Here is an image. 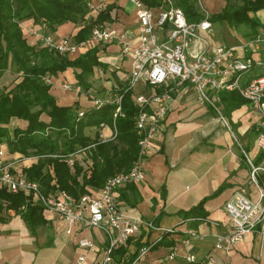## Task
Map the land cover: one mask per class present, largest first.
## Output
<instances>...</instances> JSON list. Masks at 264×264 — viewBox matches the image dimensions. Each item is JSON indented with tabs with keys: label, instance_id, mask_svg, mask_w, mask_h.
Here are the masks:
<instances>
[{
	"label": "crops",
	"instance_id": "crops-1",
	"mask_svg": "<svg viewBox=\"0 0 264 264\" xmlns=\"http://www.w3.org/2000/svg\"><path fill=\"white\" fill-rule=\"evenodd\" d=\"M209 1L212 6L217 2ZM93 3L96 9L87 15L90 19H95L99 7L107 5L101 0ZM117 5L120 6L119 19L112 26L136 32L134 6L128 0H119ZM29 28L38 34H31L27 30ZM80 28V24H75L74 29L64 36L57 30L52 33L58 39H74ZM23 29L31 43L42 44L40 37L47 31L41 24L26 20ZM259 30L261 33L264 26ZM213 40L215 44H225V40H215L214 37ZM99 44L105 45L98 56L107 68H97L91 81H99L100 88L106 90L117 83L112 79L114 74L119 82L128 74L130 56L122 59L120 43ZM257 54L254 55L257 57ZM58 76L62 80L67 77L65 73ZM59 85L54 89L58 90L55 96L61 104L79 101L84 107L92 105L84 96L65 91ZM223 93H226L225 98H221ZM228 93L221 92L218 96L220 112L208 104H201L192 87L175 95L161 139V151L150 157L145 179L138 184L120 187L116 192L117 201L126 214L139 217L152 226L142 227L141 233L124 246L126 252L114 257L113 264H187L186 258L190 255L202 264H264V229L254 232L230 250L215 248L217 234L230 230L225 204L247 180L249 166L246 155L255 162L262 160L257 146L258 114L247 102L232 99ZM114 132V127L109 125L93 128L91 133L88 131L92 136L98 133L103 141L113 139ZM7 159L13 163V170L18 171L35 161L8 152ZM206 197H211L204 205L207 221L196 223L180 214L197 206ZM43 218L44 224L31 228L14 210L0 214V264H76L81 253L78 241L85 236L96 240L99 251L89 253L83 264H96L109 245V239L101 229L88 230L77 226L72 234H67L66 224L59 215L43 210ZM168 228L174 232H164ZM191 229L200 234L199 238L188 234ZM144 247L150 249L140 256ZM210 253L215 257L214 263L206 261ZM171 254H174L173 259H170Z\"/></svg>",
	"mask_w": 264,
	"mask_h": 264
},
{
	"label": "built area",
	"instance_id": "built-area-1",
	"mask_svg": "<svg viewBox=\"0 0 264 264\" xmlns=\"http://www.w3.org/2000/svg\"><path fill=\"white\" fill-rule=\"evenodd\" d=\"M128 1L136 9V32L130 28L99 25L88 39L79 43L71 37L56 38L44 21L41 26L47 32L41 35L40 40L44 47L63 55L76 54L96 42H117L121 45L122 59L130 56L128 74L120 82L111 84L104 95L93 88L84 91L80 85L66 80L61 83V88L84 96L97 109L106 104H115L116 118L124 116V94L118 89L126 85L127 91H135L138 83H142L143 88L134 96L138 110L135 126L139 141L138 154L132 166L109 177L100 190L75 200L66 191L44 193L37 181L30 180L21 171L13 170V163L7 159V151L4 146H0V186L9 192H22L33 197L44 210L59 215L66 224L67 234H72L77 226L103 230L109 245L96 264H113L112 253L115 249L137 237L142 227L152 226L139 217L126 214L117 201L116 192L120 187L138 184L145 179L150 157L161 151V139L166 131V120L174 105L175 95L192 87L201 104H208L220 112L217 104L219 94L238 91L259 116L257 146L262 153V160L255 162L244 152L249 166L247 180L225 204L230 230L217 234L215 248L230 250L254 232L264 229V76L246 83L242 80L244 72L262 63L261 58L254 59L251 55L261 52L264 30L253 38H242L235 45L215 44L211 35L213 24L206 12L205 19L188 22L183 10L174 7L171 0H164L166 6L157 9L147 7L142 0ZM89 7L92 11L96 9L91 3ZM27 30L33 35L38 34L34 29ZM44 81L54 84L50 76H45ZM83 115V111H80L79 117ZM116 136L115 129L113 139ZM70 163H73V159H70ZM164 232L171 233L174 230L168 228ZM188 234L192 238L200 236L193 229ZM78 247L81 253L76 264H83L89 253L99 251L92 236L81 237ZM149 249L142 248L140 256ZM173 258L174 254H171L170 259ZM206 261L214 263V255H207ZM186 263L202 264L192 255L186 258Z\"/></svg>",
	"mask_w": 264,
	"mask_h": 264
},
{
	"label": "trees",
	"instance_id": "trees-1",
	"mask_svg": "<svg viewBox=\"0 0 264 264\" xmlns=\"http://www.w3.org/2000/svg\"><path fill=\"white\" fill-rule=\"evenodd\" d=\"M171 1L174 7L183 10L188 22H199L207 17L196 0ZM142 2L153 9L166 6L164 0ZM119 10L120 6L115 3L99 7L95 19L85 24L91 12L88 0H0V73L13 71L19 76L14 83L0 89V146L6 147L7 152L13 155L36 158L30 166H23L21 172L30 180L37 181L46 194L66 191L78 200L87 193L100 190L109 177L132 166L138 154L139 141L135 126L138 111L134 102L136 92L127 91L126 85L118 89L124 94V116L116 118L115 104H106L99 109L92 105L81 106L79 101L61 104L53 93V77L65 73L67 78L65 76L62 82L66 80L80 85L84 91L91 90V80L97 68H107L98 56L105 45L93 44L84 52L81 49L76 54L63 55L42 44L31 43L23 23L31 19L39 24L45 21L50 32L66 22L83 23L74 36V40L80 43L91 36L96 26H112L118 22ZM262 10L264 0H244L237 9L230 10L226 6L208 19L212 24H228L231 27L249 25L253 35L242 36L249 39L257 36L259 28L264 26L256 16ZM257 55L251 56L261 58L262 63L250 69L264 65V53ZM45 76H50L54 84L46 83ZM261 76L264 75L258 77ZM112 79L119 82L116 74ZM227 96L247 102L238 91H232ZM225 97L226 93H223L221 98ZM80 111L84 113L82 117H79ZM102 124L115 127L117 136L103 141L98 133L95 136L88 133L90 129L101 128ZM70 159H73L72 164ZM209 198L180 214L194 219L196 223L205 221L207 213L204 205ZM10 210L21 214L31 228L45 223L44 207L37 200L0 186V214ZM125 245L115 249L112 255L116 258L122 256L126 252Z\"/></svg>",
	"mask_w": 264,
	"mask_h": 264
},
{
	"label": "rangeland",
	"instance_id": "rangeland-1",
	"mask_svg": "<svg viewBox=\"0 0 264 264\" xmlns=\"http://www.w3.org/2000/svg\"><path fill=\"white\" fill-rule=\"evenodd\" d=\"M89 3L94 5V0L92 2V0H88ZM102 3H106V4H110V3H115L117 5V3L119 2V0H101ZM218 2V3H217ZM217 2L215 3V6H212L209 0H196V4L199 7V9L203 12H206L207 14H209L210 16L213 15L214 13H219L220 9H224V7H229L230 10H235L238 7H240L244 0H217ZM228 2V4H227ZM96 8V5H95ZM221 9V11H222ZM92 11V9H91ZM218 11V12H217ZM90 14V13H89ZM88 14V16H89ZM253 16V14H252ZM257 17H259L262 22H264V10L259 11L256 14ZM87 18V17H86ZM92 20H94V18H87V22L85 24H89L92 22ZM74 25L71 22H66L62 25H60V27L58 28L57 32L59 35L64 36L67 33H69L70 31H72L74 29ZM80 25H84L83 23H81ZM212 33L211 35L214 37L215 40H225V44L227 45H235L238 44L242 41L243 37H249L252 34V28L249 25L246 24H241L238 27H231L228 24H213V27L211 29ZM260 30H258V33ZM243 36V37H242ZM262 53H264V43L261 45V50ZM260 75H264V65L261 66H255L252 69H250L247 72L243 73L242 76V80H248V79H252V78H257ZM67 78V77H66ZM19 79V76H17L16 73H14L13 71H7V72H3L0 73V89L3 88L4 86H9L11 83H14L16 80ZM54 81H55V86H57L58 89V85L59 87H61V83H62V77L60 76H54L53 77ZM101 83L99 81H93V89L99 91L98 93L101 95H104L105 90H102V88H100ZM142 83H138L135 92L137 93L138 90L141 88ZM56 89H53V93L57 94ZM256 113V112H255ZM256 116V114H255ZM15 120V119H14ZM17 121V119L15 120V122ZM13 125V124H12ZM93 132V130H92ZM89 133H91V129L89 130ZM29 159H33L36 160V158H29Z\"/></svg>",
	"mask_w": 264,
	"mask_h": 264
}]
</instances>
